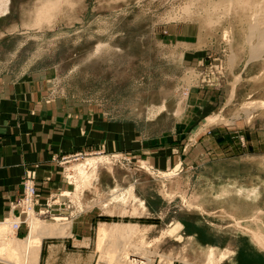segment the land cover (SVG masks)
Wrapping results in <instances>:
<instances>
[{"label": "rangeland", "instance_id": "obj_1", "mask_svg": "<svg viewBox=\"0 0 264 264\" xmlns=\"http://www.w3.org/2000/svg\"><path fill=\"white\" fill-rule=\"evenodd\" d=\"M7 7L0 94L119 124L134 142L126 152L59 158L67 206L34 215L65 231L41 238L29 258L133 264L120 253H132L130 241L144 243L151 264H264V244L253 237L264 241V108L242 112L264 101V46L250 34V25L264 27V0H8ZM117 224L128 227L104 241L118 255L107 259L99 228ZM28 231L14 236L20 242ZM8 249L0 264H12Z\"/></svg>", "mask_w": 264, "mask_h": 264}, {"label": "crops", "instance_id": "obj_2", "mask_svg": "<svg viewBox=\"0 0 264 264\" xmlns=\"http://www.w3.org/2000/svg\"><path fill=\"white\" fill-rule=\"evenodd\" d=\"M16 104L12 96L0 94V221L19 213L11 203L21 196L23 182L28 179L37 190L34 213L63 210L68 185L59 162L61 156L81 151L120 153L134 144L133 135L120 131L119 124L92 121L86 115L68 118L61 108H36L32 101L28 105ZM115 182L111 173L109 184L113 186ZM22 229L27 231V226L22 224L17 233Z\"/></svg>", "mask_w": 264, "mask_h": 264}, {"label": "bare ground", "instance_id": "obj_3", "mask_svg": "<svg viewBox=\"0 0 264 264\" xmlns=\"http://www.w3.org/2000/svg\"><path fill=\"white\" fill-rule=\"evenodd\" d=\"M239 2L241 4V1H238V3ZM242 2H244V1H242ZM7 5H8V0H0V16L7 13V11H8ZM261 18H264V16ZM257 23H255L256 25L255 24L250 25L251 23L249 24L250 25V34L256 35L259 42H260V45L264 46V27H261L263 29L258 28L259 25L257 27ZM254 108H264V101L248 102L242 107V112H244L248 117V116H250L249 114H250L251 110ZM217 119H218V117L210 119V120L208 119V120L209 121H215ZM85 176L82 179H85L88 177V176L87 177H85ZM83 181H85V180H83ZM84 183H86V181ZM127 195L128 196L126 199L128 201L133 195L132 194V186H130ZM34 214L35 213L32 211L29 212V215L27 217L28 230L29 231H28L27 235L24 237V239L20 240V242L14 236V233L10 227V220L6 219L4 221H0V232H1V234L4 235L3 239L0 240V254H1V251L4 250V248H9L8 250H10L9 251L10 253L8 252V254H9L8 257L12 260L8 259V260H6L7 262H10L12 264H37L36 258L35 259L29 258V252L33 250V247H36V251L38 253L39 249H40L41 238L48 237V236H54L56 234L62 235L64 233L65 224L62 225V223H61V226L59 224H58V226H56V224L48 225L44 220L37 218ZM103 225H100L101 227L99 228V233H98L97 240H96L97 241V248H98V250L100 249V251L103 252V254H105L104 257H106L107 259L108 258L111 259L112 257L116 258V256H118V255L113 254V256H112V253H114V252H112V253L110 252V250L112 251V246L110 245L111 246V249L109 247L110 250L108 249V247L105 248L104 247V241L110 236V234H116L119 231H121L123 233L126 232L124 230H126L128 226L126 224L112 225V229L109 232V230L107 228H105L106 225H104L105 227ZM177 229H178V226L174 225L171 228L167 229V231H169L171 233L170 235H172ZM162 233L169 234L166 231L162 232ZM253 237H254V240L257 242V245L258 244H260V245L264 244L263 238L259 233H253ZM110 244H112V243H110ZM143 244L139 245V244L131 243L129 241L126 246L128 248L129 247L131 248L132 253H128L126 251V248H125V250H124V248H121L123 250V252H120L122 254L121 258H126V259H128L127 261H129V263H133V264H151V262H150L151 260L148 258V256H146L147 255L146 246H144ZM102 249H103V251H102ZM131 256H138V257L136 258V257H131ZM116 260H117L116 262H118V261H120V258H119V260L118 259H116ZM207 263H209V262H207Z\"/></svg>", "mask_w": 264, "mask_h": 264}, {"label": "built area", "instance_id": "obj_4", "mask_svg": "<svg viewBox=\"0 0 264 264\" xmlns=\"http://www.w3.org/2000/svg\"><path fill=\"white\" fill-rule=\"evenodd\" d=\"M81 155V152H77L73 155V157L74 159H79ZM36 195V185L29 179L25 180L22 185L21 196L16 201L11 203V208L18 207L19 213H12L8 217V219L10 220V227L14 234L18 232L22 224H25L27 226L28 231L27 217L30 211L34 212L33 206L35 203Z\"/></svg>", "mask_w": 264, "mask_h": 264}]
</instances>
